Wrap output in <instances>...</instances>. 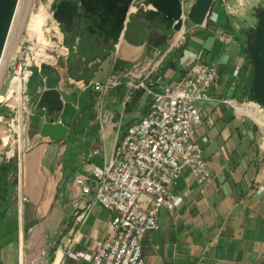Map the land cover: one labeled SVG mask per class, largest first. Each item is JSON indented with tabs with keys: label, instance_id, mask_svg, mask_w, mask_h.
<instances>
[{
	"label": "crops",
	"instance_id": "obj_1",
	"mask_svg": "<svg viewBox=\"0 0 264 264\" xmlns=\"http://www.w3.org/2000/svg\"><path fill=\"white\" fill-rule=\"evenodd\" d=\"M215 2L193 36L184 37L174 52L165 55L160 72L166 84L175 85L186 67L199 58L217 68L212 96L247 97L252 70L249 56L238 29L231 30L228 3L221 0L214 6ZM259 5L256 0L251 11ZM135 16V23L128 30L126 25L117 42L98 46L84 40L52 66L53 71L41 70V88H56L62 100L76 106V113L60 140L41 136V120L31 121L32 147L11 160L14 167L8 181L12 188L3 201V215L0 193V264L22 263L28 241L31 256L38 250L35 242L42 241L53 244L48 248L53 264H91L67 254L68 240L75 238L73 252L91 255L106 237L110 212L95 204L85 223L76 224L70 187L75 176L104 165L112 151H107L106 138L114 139L117 129L126 131L147 112L150 100L143 90H130L128 76L104 94L87 83L102 82L137 62L158 60L176 32ZM216 31L231 33L233 40L218 47ZM76 35H68L69 41ZM105 60L109 66L102 71ZM98 69L102 71L99 78L94 77ZM90 106L96 109L94 118ZM197 107L201 120L194 137L209 139L203 144V154L210 181L198 184L185 170L170 186L182 201L173 213L161 208L158 228L141 236L145 264H264V193H256V185L264 183V140L251 119L235 114L227 104L200 101ZM0 114L8 116L11 111L0 106ZM3 129L0 123V136Z\"/></svg>",
	"mask_w": 264,
	"mask_h": 264
},
{
	"label": "built area",
	"instance_id": "obj_2",
	"mask_svg": "<svg viewBox=\"0 0 264 264\" xmlns=\"http://www.w3.org/2000/svg\"><path fill=\"white\" fill-rule=\"evenodd\" d=\"M235 2L238 7H228L232 14L245 6L247 0ZM181 3L184 8V0ZM133 4H137L138 10L141 6L147 9L143 0H133ZM176 32L158 60L137 62L102 82L87 83L104 94L119 85L122 76H128L130 90H143L150 103L147 112L126 131L116 130L110 158L104 165L93 166L89 174L77 175L72 181L70 204L76 224L85 223L95 204L111 214L107 235L93 254L73 252L71 246L75 238L68 240L67 254L73 258H84L91 264H145L141 236L158 228L157 214L161 208L173 213L182 201V196L173 194L170 186L176 184L185 170L190 171L198 184L210 181L203 154V144L209 139L194 137V129L201 120L198 102L216 101L229 105L235 114L251 119L264 140V106L249 97L237 100L209 94L218 76L214 65L197 58L186 67L175 85L164 82L160 64L165 55L182 43L184 27ZM215 35L221 43L233 40L229 33L216 31ZM64 49L66 56L69 48ZM47 63L55 66L56 60L49 62L39 58L34 46L22 41L5 64L3 78L7 82L2 86L0 77V106H7L11 114H0V123L4 125L0 136V162L18 159L32 147L29 132L34 100L28 93V83L34 69L41 73L42 65ZM40 92L39 87L36 96ZM256 193H264V183L256 185ZM142 195L145 201L140 199ZM22 200L27 199L22 197ZM45 262L48 264V259Z\"/></svg>",
	"mask_w": 264,
	"mask_h": 264
},
{
	"label": "water",
	"instance_id": "obj_3",
	"mask_svg": "<svg viewBox=\"0 0 264 264\" xmlns=\"http://www.w3.org/2000/svg\"><path fill=\"white\" fill-rule=\"evenodd\" d=\"M215 0H195L185 13L181 0H143V6L135 15L165 30L179 31L187 18L195 26H201L210 13ZM18 0H0V60L3 55L8 33ZM133 0H59L53 10L54 19L70 30L73 17L82 12L93 15L90 24L102 34V43L117 42L129 21ZM256 24L245 39L246 51L252 65V76L248 85V96L264 106V7L256 10ZM184 16V18H183ZM41 70L53 71L50 65ZM40 111V135L51 140L66 137L76 113V106L60 97L56 88H44L36 101ZM15 182V181H14Z\"/></svg>",
	"mask_w": 264,
	"mask_h": 264
},
{
	"label": "rangeland",
	"instance_id": "obj_4",
	"mask_svg": "<svg viewBox=\"0 0 264 264\" xmlns=\"http://www.w3.org/2000/svg\"><path fill=\"white\" fill-rule=\"evenodd\" d=\"M59 0H20L19 4L17 5V10L14 15V19L10 28V32L7 38V43L5 46V50L3 53V61H6L8 58H10L14 51L16 50L17 46L24 41V43H28L30 45H33L35 48V51L39 53V58L47 59L49 62H54L56 60V63L60 61L61 58L66 57L70 50L77 49L78 45L81 44V42L84 40V38L81 40L82 36L77 33L76 37L69 41L68 37L67 39L64 38L63 30L61 25L57 23V21L53 17V10L55 7V3ZM195 0H184V9L185 13L188 10V8L193 4ZM214 6L218 5L221 0H215ZM228 3L229 7H238L235 0H225ZM256 0H247L245 6L238 9L237 13L232 14L230 12H227L226 16L227 19L230 20L231 30L238 29L240 36H241V43L242 45L245 44L246 36L249 32H251L256 24L257 18H256V10H252V7H254ZM261 5L258 6V9L261 7H264V0H258ZM137 8V9H136ZM138 7L137 4H133L130 10L129 19H131L135 13H137ZM222 23V22H221ZM236 26V28L234 27ZM195 26L192 22H190L187 18L184 21V37H191L194 34V28ZM173 36L177 32H173ZM231 34V33H230ZM171 37V39H172ZM183 41V39H182ZM216 43L218 44V47H221L224 44L227 43H221L216 38ZM64 47L69 48L68 54L65 55V49ZM165 47V46H164ZM177 48H174L172 51L174 52ZM171 51V52H172ZM46 64V63H44ZM48 64V63H47ZM51 65V64H48ZM2 66V64H1ZM0 66V68H1ZM109 66L108 60H105L102 64V71H105ZM4 71V68H3ZM1 76V85L3 86V83H6L7 80L5 75L3 74ZM101 69H98V73L94 77L99 78L101 74ZM3 78V81H2ZM42 79V76L39 72L34 69V74L29 80L28 83V93L32 96V99L34 100L32 105V116L31 121H37L38 115L40 114V111L36 109V101L39 96L34 95L33 92L36 93L37 88H41L39 85V81ZM173 86V85H170ZM212 88V87H211ZM210 88V89H211ZM209 89V94H211ZM41 88V92H42ZM40 92V93H41ZM237 100H241L240 98H237ZM3 107L8 108L7 106L3 105ZM9 109V108H8ZM96 112V109L93 108V106H90V115L93 116ZM113 137L106 138V148L107 151L110 152L112 145H113ZM142 198H145V196H142ZM35 246H37L38 250L37 253H35L33 256L29 254V251L31 250L30 242H25L26 245V254L24 255L22 264H46L45 259H48V264L52 262V254L48 252V248L52 249V243L48 245L47 242L38 241L35 242ZM48 252V255L45 256Z\"/></svg>",
	"mask_w": 264,
	"mask_h": 264
},
{
	"label": "flooded vegetation",
	"instance_id": "obj_5",
	"mask_svg": "<svg viewBox=\"0 0 264 264\" xmlns=\"http://www.w3.org/2000/svg\"><path fill=\"white\" fill-rule=\"evenodd\" d=\"M92 19L93 15L87 17L84 16L81 12L80 15L76 14L73 17L69 31H65L64 26L62 24H59L62 27L64 38L67 39L68 35L78 33L82 36L81 40L84 38V40L90 41L98 46L110 45L111 41L107 42L106 44L102 43V34H100L99 30L96 27L90 24V21Z\"/></svg>",
	"mask_w": 264,
	"mask_h": 264
},
{
	"label": "trees",
	"instance_id": "obj_6",
	"mask_svg": "<svg viewBox=\"0 0 264 264\" xmlns=\"http://www.w3.org/2000/svg\"><path fill=\"white\" fill-rule=\"evenodd\" d=\"M136 19H137V16H135V15L131 19H129V22L127 24V30L133 23H135ZM243 47L246 50L245 44L243 45ZM251 76H252V70L250 73L248 85H249ZM248 85H247V89H246L247 97H249L248 96ZM13 167H14V163L11 160L2 161L0 163V193H2L1 194V196H2V215L5 211V206H4L3 201L6 199V197L8 196V194L12 188V183L8 181V175L12 171Z\"/></svg>",
	"mask_w": 264,
	"mask_h": 264
},
{
	"label": "bare ground",
	"instance_id": "obj_7",
	"mask_svg": "<svg viewBox=\"0 0 264 264\" xmlns=\"http://www.w3.org/2000/svg\"><path fill=\"white\" fill-rule=\"evenodd\" d=\"M19 2H20V0H18L17 5L19 4ZM17 5H16L15 12H16L17 7H18ZM131 7H132V6H131ZM131 7H130V10H131ZM14 15H15V13H14ZM13 19H14V17H13ZM12 22H13V20H12ZM11 25H12V24H11ZM10 28H11V27H10ZM180 31H182V29H181ZM9 32H10V30H9ZM8 35H9V33H8ZM7 38H8V37H7ZM7 41H8V40H6V43H7ZM5 46H6V44H5ZM4 50H5V48H4ZM3 53H4V51H3ZM14 53H15V51H14ZM14 53H13V55H14ZM13 55H12V56H13ZM12 56H11L10 58H12ZM10 58H8L6 61L2 62V61H3V55H2L1 60H0V66H1V64H2V66H1V68H0V77H1V75H2V71H3V68L5 67L6 62H7Z\"/></svg>",
	"mask_w": 264,
	"mask_h": 264
}]
</instances>
